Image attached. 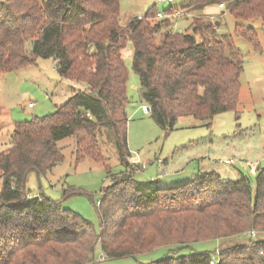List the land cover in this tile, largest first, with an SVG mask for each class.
<instances>
[{"label":"trees","instance_id":"1","mask_svg":"<svg viewBox=\"0 0 264 264\" xmlns=\"http://www.w3.org/2000/svg\"><path fill=\"white\" fill-rule=\"evenodd\" d=\"M189 1L181 10L194 14L224 3L236 20L264 27V0ZM153 10L122 25L121 0H0V75L53 59L62 79L84 87L53 114L17 123L11 147L0 152V264H88L98 245L113 260L169 249L143 264H264V167L239 180L199 173L175 187L127 176L103 191L99 230L61 202L27 190L31 173L45 177L64 160L58 142L67 137L75 139L77 159L103 162L105 134L129 163L128 57L141 97L165 131L180 117L211 126L221 113H238L240 54H226L212 22L194 18L190 32H174L169 18L150 22ZM164 28L170 30L158 42ZM236 33L262 52L252 26L237 24ZM249 231L256 236L247 238ZM238 236L247 243L193 248Z\"/></svg>","mask_w":264,"mask_h":264},{"label":"rangeland","instance_id":"2","mask_svg":"<svg viewBox=\"0 0 264 264\" xmlns=\"http://www.w3.org/2000/svg\"><path fill=\"white\" fill-rule=\"evenodd\" d=\"M189 0H174L172 4L158 0H121L120 21L128 24L132 17H142L153 8L154 12L170 15V10H181ZM216 13H190L187 18L170 17L174 32H190L194 18L213 23L217 34L225 42L226 54L236 58L239 53L244 64L241 75L240 104L238 113H221L211 126L192 117H180L173 130L165 131L145 112L148 106L141 97L140 79L133 71L132 58L125 60L129 73L127 96L128 146L131 158L128 164L121 161V153L114 141L100 135L102 161L91 157L77 159L75 139L67 137L58 142L64 160L45 177L31 173L27 190L31 196L45 195L100 228L99 202L103 191L127 176L136 180H159L165 187H175L194 179L201 172H215L221 178L235 179L233 172L257 174L264 167V27L260 20L239 21L226 9ZM213 19H216L215 21ZM152 24L160 22L150 19ZM252 26L258 36L262 52L236 33V25ZM169 28L157 35L160 42ZM208 35V31L205 32ZM30 49V46H29ZM73 82V81H72ZM76 84L75 82H73ZM70 81L60 79L53 59H37L35 64L20 67L0 77V152L11 147L14 127L19 122L34 117H45L55 112V105L69 95ZM82 89L83 86L79 85ZM30 104H33L30 107ZM105 133V132H104ZM229 160L230 163H226ZM3 182L0 178V192ZM245 236V234H244ZM248 238V235H246ZM245 237L229 240L201 242L194 250H219L229 245L242 246ZM217 247V248H216ZM168 248H161L137 258L106 259L100 245L95 250L94 261L88 264H143L162 258ZM186 251V250H185ZM104 259L102 260V258Z\"/></svg>","mask_w":264,"mask_h":264},{"label":"built area","instance_id":"3","mask_svg":"<svg viewBox=\"0 0 264 264\" xmlns=\"http://www.w3.org/2000/svg\"><path fill=\"white\" fill-rule=\"evenodd\" d=\"M159 3H169V4H172L174 2V0H158ZM220 9H224L225 8V4L222 3L218 6ZM190 13L186 12V11H183V10H175V12L173 14H164L163 12H158L157 13V16H156V19L157 20H164V19H167V18H187L189 16ZM214 21L216 19H213ZM215 23V22H213ZM33 104H30V107H32ZM144 110L145 112H150V108L148 106H144ZM226 163H230L229 160L226 161ZM255 168V166H252V169H251V172L253 171V169ZM257 232L256 231H249L246 235H248L249 237H254L256 236ZM103 260V259H102ZM214 263V261H212V264Z\"/></svg>","mask_w":264,"mask_h":264},{"label":"crops","instance_id":"4","mask_svg":"<svg viewBox=\"0 0 264 264\" xmlns=\"http://www.w3.org/2000/svg\"><path fill=\"white\" fill-rule=\"evenodd\" d=\"M216 13V12H219V9L216 7V6H214V7H209V8H207L206 10H205V13ZM144 16V15H143ZM140 17V16H139ZM55 64V63H54ZM55 70H56V67H55ZM57 71V70H56ZM58 73V72H57ZM3 75V74H2ZM2 75H0V77L2 76ZM59 75V74H58ZM60 77V76H59ZM60 79H61V81L62 80H65V79H62L61 77H60ZM68 81H70V80H68ZM70 85H69V95L67 96V97H65L62 101H60V103H57L56 105H55V110H56V108L57 107H59V106H61V105H63L68 99H70L71 98V96L73 95V91L74 90H79V89H81L80 87H79V85L78 84H74L72 81H70ZM84 87H82V89H83ZM201 173H212L211 171H209V172H201ZM248 173L250 174L251 173V171L249 170L248 171ZM247 173V174H248ZM235 177V179H233V180H239L240 178H241V176H242V174H243V172L242 171H236V172H233L232 173ZM246 174V173H245ZM224 179V178H223ZM225 180H228V179H225Z\"/></svg>","mask_w":264,"mask_h":264}]
</instances>
